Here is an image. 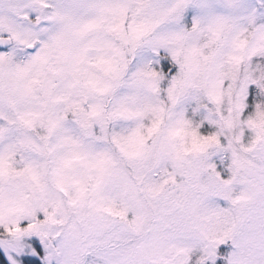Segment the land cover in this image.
Listing matches in <instances>:
<instances>
[{"label":"snow or ice","instance_id":"obj_1","mask_svg":"<svg viewBox=\"0 0 264 264\" xmlns=\"http://www.w3.org/2000/svg\"><path fill=\"white\" fill-rule=\"evenodd\" d=\"M0 264H264V0H0Z\"/></svg>","mask_w":264,"mask_h":264}]
</instances>
